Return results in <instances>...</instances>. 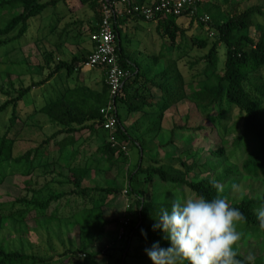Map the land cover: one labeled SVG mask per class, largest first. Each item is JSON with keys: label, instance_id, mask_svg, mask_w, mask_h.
<instances>
[{"label": "trees", "instance_id": "1", "mask_svg": "<svg viewBox=\"0 0 264 264\" xmlns=\"http://www.w3.org/2000/svg\"><path fill=\"white\" fill-rule=\"evenodd\" d=\"M132 1L145 3L146 0ZM208 1L206 9L201 7L193 16L189 12L180 16L162 13L156 20L147 21L131 15L118 18L113 23L119 63L129 72V77L116 96L119 124L114 136L118 144L114 146L108 135L98 152L105 158L104 164L112 163V166L117 164L118 158L127 159L129 142L133 141L140 152L139 162L130 172L126 187L132 208L118 264H127L132 250L136 257L138 251L145 252L155 242H159L162 248L169 247L164 233L160 229L153 230L160 207H170L173 193L183 196L186 189L208 199L215 197L217 192L210 184L213 179L224 186L225 191L221 195L247 218L245 223L238 225V231L242 233L240 258L251 253L255 258L254 264H264V229L260 228L256 215V210L264 207V192L253 187L257 182L264 183V76L261 75L264 70V22L257 21L259 16H264V0L252 6L247 5V0H218L214 4ZM57 3L56 0H1L0 9L10 7L18 11L0 26V47L24 38L34 20L41 19L46 10ZM77 3L78 8L89 6L95 12L98 26L92 29L91 34L98 31L104 14L102 2L77 0ZM232 5L234 8L230 10ZM205 11L215 32L214 41L210 34V37L201 38L197 32L206 25L200 20ZM127 19L153 23L163 40L162 50L158 54L148 52L144 64L134 60L133 48L131 50L124 42L122 25ZM40 25L41 20L36 22V29ZM255 27L257 38L252 32ZM195 29L197 34H193ZM40 41L34 35L21 48ZM221 46L227 49L224 61L219 57ZM196 48L207 52L194 61H185ZM44 54L45 67L50 70L47 77L18 89L10 83V89L4 90L6 100L0 102V186L12 168L11 175L22 173L29 177L41 172L42 176L49 178L58 172V178L50 180L57 184V188L46 196L44 190H50L51 183L37 188L38 181L29 178L25 182V195L15 199L9 208L6 207L8 204L0 205V264H87L89 259L95 263L98 257L107 256L110 251L109 247L97 251L98 239L108 233L110 226L119 222L105 216L104 204L95 203L98 198L111 195L120 198L123 188L99 184L84 186L90 169L88 160L80 164L74 162L66 172L58 171L54 164L60 162L59 157L69 147L72 148L73 159L86 156L84 144L76 145L79 141L76 136L105 131L101 109L108 105L111 92L105 76L101 90L77 83L74 87H63L55 98H44L39 93L40 88L62 71L67 73V77L81 73L88 57L74 56L69 61L57 58L53 51ZM202 62L205 68L200 74L195 66ZM182 63L190 70L189 78L184 75ZM258 73L259 78H253ZM40 98L42 100L38 101ZM182 102L190 104L193 110L212 121V126L207 128L202 121L192 124L188 113L174 121L171 127L164 128L166 113ZM120 105L129 114L141 113L145 120H151V116L156 118L141 135L134 136L122 121ZM235 108L240 112V121L233 126H224L226 114ZM216 109L214 117L212 114ZM239 123L241 134L230 138ZM19 125L23 130L41 129L46 136L36 148L16 155L17 140L10 138V134ZM203 143H208V148L202 147ZM181 148L185 149L182 153L179 152ZM147 153L148 158L145 156ZM239 153L240 162L235 163ZM147 159L150 164L145 165ZM164 160L176 161L179 165L174 166ZM102 161L99 166H103ZM18 165L22 167L18 168ZM157 182L164 187L162 199H158L155 193ZM233 185L237 187L234 189ZM246 187L249 192L244 190ZM74 200L76 203L73 205ZM65 201H68L67 208H81L84 213L83 220L74 223L79 233V243L75 247L63 237L62 225L58 224V231L55 230L56 240L50 234L52 226H55L51 218L63 216L60 211ZM17 205H20L18 209ZM74 214L68 215L73 217ZM32 219L37 224L36 232L44 231L49 238L38 248L23 243L18 247L6 239L14 227L24 229ZM41 219L52 222L41 224ZM256 229L262 232L252 234L251 230ZM141 230L147 234L146 238ZM33 231L27 228L23 233L26 235ZM261 234L263 236H259ZM147 260H150L148 256Z\"/></svg>", "mask_w": 264, "mask_h": 264}, {"label": "rangeland", "instance_id": "2", "mask_svg": "<svg viewBox=\"0 0 264 264\" xmlns=\"http://www.w3.org/2000/svg\"><path fill=\"white\" fill-rule=\"evenodd\" d=\"M1 1V0H0ZM50 1V0H45ZM59 4L56 7H49V9L44 13V16L40 18H37L34 20L32 27L27 33V35L20 39L16 40L14 42L7 43L3 46L0 47V102H3L6 100L7 96L4 94V90L10 89V83H12L16 89L20 88L21 86H29L33 82H39L43 79H45L49 73V69L45 67L47 66V63L44 59V53L45 52H50L53 51L56 55L57 58H62L65 60H71V55L74 54L75 52L77 53L79 48L87 47L89 45L90 39H91V32L90 30H84L83 31V36H80L78 39H71V36H68V40L65 38H61L62 34L60 35V28L59 32L54 33L57 29L58 24L65 26L67 22L70 21L71 15L61 18L63 15L66 13H70V8L69 6H65L62 3V0H58ZM156 1V0H154ZM211 4L216 3L218 0H210ZM238 2L242 0H237ZM263 0H247V5H255L257 3H260ZM209 1L205 0L202 3V8L206 9ZM73 5V4H72ZM236 7V6H235ZM62 11V9H64ZM234 6L232 5L229 9H233ZM17 9L12 10V8L7 7L4 9H0V26L5 24L15 13H17ZM54 12H59L55 14V16L51 17ZM206 14V11H205ZM41 20V25L40 27H37L36 29V22ZM184 20H182L183 22ZM257 21L259 22H264V16H259L257 18ZM150 25H154L153 23H144V26L142 28L148 29ZM61 27V28H62ZM210 26L205 25V27L202 29H198V33L200 34L201 38H207L210 37L208 28ZM214 31V29H212ZM143 32V31H141ZM196 29L194 30L193 34H197ZM253 35L256 36L258 34V30L253 28L252 30ZM38 37L41 39L40 42L30 44L26 46L25 48H21L23 46L24 42L30 39H33V37ZM82 37V39H81ZM90 38V39H88ZM215 35L213 37H210L212 41H214ZM211 41V42H212ZM32 42V41H31ZM61 42V43H60ZM57 43H59L57 45ZM137 45H139V41H135ZM142 43V41H141ZM154 42H152L150 45H153ZM142 45V44H141ZM149 45V46H150ZM155 45V44H154ZM16 50L14 51L13 49ZM142 48V47H141ZM136 49H139L138 46H136ZM167 48H164V50ZM11 50V53L9 52ZM226 47L221 46L219 50V57L222 61L225 60L226 58ZM9 52V53H8ZM207 50L202 51L196 48L193 50L188 57L189 61H194L204 54H206ZM183 68L184 75L186 78H189L190 70H188L186 65L181 64ZM51 66H54V63H52ZM205 65L204 63H200L195 66V70L198 71L201 74V72L204 70ZM87 71V70H86ZM87 74L91 75L95 79L101 81L102 80V74L103 72L98 69L94 68L93 70H88L86 72ZM261 75L264 76V70L261 72ZM260 73L256 74L253 78H259ZM59 80L56 78L54 79V84L56 82H59L58 89L62 86V82L65 83L66 78H67V73L65 71H62L59 74ZM57 89V90H58ZM50 88H49V83L46 84V86L42 87V89H39V93L43 94L44 97L50 98ZM42 98H40L38 101H41ZM124 106L120 105V111L121 114H123L124 111ZM217 109L214 110L213 116L215 117L217 114ZM190 113L191 114V123L195 124L197 122L202 121L203 124L207 127L210 128L212 126V121H210L208 118L203 117L201 113H198L196 110H193V108L190 106V104L186 102L180 103L177 107L170 109L164 118L163 125L165 127H171L174 121H177L180 117L186 116V114ZM211 115V116H212ZM156 116H151V120H154ZM150 120V121H151ZM240 121V112L238 109H232L230 112L226 114V118L223 120L224 126H233L234 124H237ZM22 128V125H19V127L10 134V138L16 139V145H15V154L18 155L24 154L26 151L32 148H36L44 139H45V131H42L41 129H24ZM242 132L241 130V123L238 124L236 131L233 132V136H238ZM91 140L87 138V136L81 140V144H84L83 150L85 151H91L95 147L92 145L94 142H90ZM198 146V145H197ZM202 147L208 148V143H203ZM185 149L181 148L180 153H182ZM72 148L69 147L67 150L64 152L63 156H71ZM138 152V149L136 148L133 151V155H135ZM153 154H155L153 152ZM241 153H239L238 156L234 159V162L237 163L238 161L240 162L241 159ZM52 156V155H51ZM147 158L149 157V154L147 153L145 155ZM154 156V155H153ZM120 161V162H119ZM117 163V165L112 166V163H106L105 172L103 174H100V178H97V176L94 178L92 176H88L87 180L85 181L84 185L92 187L96 183H99L100 185L102 184H107L108 186H114V187H119V188H124V191L126 190L125 185H127L128 177L130 175V172L126 176L125 172V164L126 161L123 159H120ZM65 164H67V161H63ZM166 163H171L174 166H178L179 163L176 161H165ZM150 164V160L147 159L145 161V165ZM241 164V163H238ZM22 167L21 165H18V168ZM10 171H14V169L10 168ZM58 171H62L60 168H58ZM9 171V170H8ZM9 171V176L7 177L6 181L0 186V205H5L8 204L6 207H10L12 203L15 201V199L20 198L21 196L25 195L27 190L25 189V182L29 180V178H33V180H37L36 187L37 188H42L44 187L45 184L49 183L50 180L53 178H58V172L55 174H52L49 178H46L45 176H42L41 172H38L35 174L33 177L25 176L22 173H16L11 175ZM65 172V170H63ZM107 171V172H106ZM91 179V180H90ZM57 180V179H56ZM93 181V182H92ZM50 190H44V195L50 194V192H53L55 188H57V184L50 182ZM242 187V186H241ZM239 188V190L241 189ZM254 188L259 189L261 193L264 192V183L262 182H257L253 186ZM155 193L158 195V199H162L164 197L163 191L164 187H162L159 182L155 183ZM246 192H249L250 189L248 187L244 188ZM123 191V197L126 198V203L120 204L118 201L113 199L115 202L107 206V214L106 216L110 218L111 220L118 219L117 224H113L110 226L108 229V233L101 239H98L95 249L97 251H103L109 247V252L107 253V256H101L98 257L95 263L93 262L94 260L89 259L87 264H118L120 256L122 255L121 248L124 246L123 241L125 240V236L123 235L120 238V232L122 231L121 229V222L125 219L124 214L125 210L127 212L131 211V203L132 201L129 198V203L127 202L128 199V194H125ZM189 190L186 189V193ZM156 195V196H157ZM114 198V197H113ZM109 200V198H108ZM106 200L102 201H97L96 205H100L101 203H104ZM115 204V205H114ZM20 205L16 206V209H18ZM75 212L73 217H69V215L73 212ZM60 213L63 215L61 216L60 219L57 218H51V220L55 223V226H52V233L50 232L51 236L53 239L56 240L57 235L55 234V230L58 231V224L62 225V234L63 237L67 240L66 242L70 246H77L79 243V233L78 229L75 230L74 223L81 222L83 220L84 213L81 208L76 209H71V208H64L63 210L60 211ZM69 214V215H68ZM68 215V216H67ZM131 216L129 215L126 218H130ZM51 220H40L41 224H45L46 222L49 224V222H52ZM71 225H70V224ZM120 223V226H119ZM36 222L34 219L30 220L25 226L24 229H20L19 226H16L12 229V231L6 236V239L8 241H13L15 243L14 245L21 247L22 245L27 246V244L34 246L38 248L39 244H43V241H47L48 235L44 231H39L36 232ZM45 226V225H43ZM27 228L30 230H35L29 234L24 235V231L27 230ZM24 230V231H23ZM262 232V230L256 229L255 231L251 230L252 234H258ZM263 236V234L259 235ZM124 238V239H123ZM22 241V242H21ZM59 241V240H57ZM66 243V245H67ZM61 244V242H60ZM135 244V243H134ZM137 245V244H136ZM57 246V245H56ZM62 248V247H61ZM117 251V252H116ZM134 252L130 253L128 259H127V264H153L151 259L148 261L147 260V254L146 252L143 251H138L136 253V257H134ZM146 257V258H145ZM82 260V258H80ZM117 261V262H116Z\"/></svg>", "mask_w": 264, "mask_h": 264}, {"label": "clouds", "instance_id": "3", "mask_svg": "<svg viewBox=\"0 0 264 264\" xmlns=\"http://www.w3.org/2000/svg\"><path fill=\"white\" fill-rule=\"evenodd\" d=\"M210 184L217 192L211 199L189 190L183 196L173 193L170 207H160L153 230L160 229L170 246L162 248L155 242L145 249L153 264H254L251 253L243 258L239 253L242 233L238 225L247 218L221 195L225 191L222 184L215 179ZM256 215L264 229V207Z\"/></svg>", "mask_w": 264, "mask_h": 264}, {"label": "crops", "instance_id": "4", "mask_svg": "<svg viewBox=\"0 0 264 264\" xmlns=\"http://www.w3.org/2000/svg\"><path fill=\"white\" fill-rule=\"evenodd\" d=\"M50 1H53V0H50ZM56 1H58V0H56ZM145 2L151 3V2H154V0H146ZM62 3L65 6L66 5L69 6L70 13H66L61 18H65V17L71 15L70 21L67 22L66 25L63 27H62V25L58 24L57 29L55 32H53V34L57 33V31L59 32V28H60L59 33H60V35L62 34L61 38H64V36H66L65 38L68 40L69 39L68 36H71L72 37L71 39H78V38H80V36H83L84 30H90V32H91L92 29H94L96 26H98V20H97L96 14L89 6H84V7L78 8L77 0H62ZM58 4H59V1L56 5H51V6L56 7ZM64 10H65V8L62 9V11H64ZM57 13H59V12H54L51 17L55 16V14H57ZM75 25H76V27H75ZM142 26H144V23L138 22L134 19H127L125 21V23H123V25H122V30L124 33V42H126V46L128 48L131 47L130 48L131 50L133 48L132 52L134 54V60L144 64L145 59L149 56L148 52L150 54H155V53L158 54L162 50L163 40L159 37V35L155 31V27H156L155 25H150V27L148 29H144V28H142ZM141 31H143V32H141ZM78 34H80V36H78ZM83 38H84V36H83ZM81 39H82V37H81ZM88 39H90V38H88ZM136 40L139 41V45H137L135 43ZM141 41H142V43H141ZM152 42H154L153 45H150ZM58 44L59 43H57V45ZM136 46H138L139 49H136ZM93 48H94V43L90 39L89 45L86 48L85 47L79 48L80 51L72 54L71 59L74 56L87 57L89 54H91ZM140 51H142V52H140ZM93 69L94 68L83 67L81 70V73L75 74L73 77H67L65 83L64 82L60 83V84H62V86L59 89H58L59 82H56L54 84L55 81L52 78L49 81V88L51 91L50 92V98H55L56 96L60 95L63 87H68V86L74 87L77 83L88 84L93 89L101 90L102 85H103L102 82L104 81L105 75H106L105 70L100 69L103 72V74H102V80L99 81V80L95 79L94 77H92L91 75L86 73L88 70H93ZM58 76H59V74H57L54 78L59 80ZM123 108H124V111H123V114H121V116H122V121H123L124 125L128 129H130L129 131L131 132L132 135H134V136L135 135H141L142 132L149 127L151 121L148 119L145 120V117H143L141 113L129 114L127 112L126 108L125 107H123ZM119 111H120V108H119ZM120 113H121V111H120ZM163 127L167 128L164 125H163ZM139 130H141V131H139ZM86 136H87V138H89L91 140L90 142H94L92 144L95 147L94 149H92L91 151L84 152V155H86V156H79L77 158V160L73 159L71 156H68V157L60 156L59 157L60 162H56L54 164V166H56L57 169L60 168L62 171L65 170V172H66V171H68V167L70 165H72L74 162L76 164H80V163L84 162L85 160H88L87 161L88 164L90 163V166H89L90 169H89L88 176H92V174H94L93 175L94 178L96 176H97V178H100V176H101L100 174H103L105 172L104 167L106 165L104 164L105 158L102 156V154H100L98 152V149L104 145L106 138L108 137V134H107V132H105L103 130H99V132H97V133L86 132L85 134H79L76 136V137H78V140H79L76 143V145L79 146L81 144L80 143L81 140L84 139ZM134 144L135 143L133 141L129 142V145H128L129 153H128L127 159L122 157V158H118V160L116 161V163H118V161L120 159H123L126 161V164H125L126 176L128 175L129 172L134 171L136 169L137 163L139 162V159H140L139 149ZM136 148L138 149V152L135 155H133V151ZM64 160L67 161V164H65L63 162ZM100 161L103 162V166L98 165V164H100ZM95 162H97V163H95ZM127 183H128V181H127ZM97 184H99V183H96L95 185H97ZM95 185H93L92 187H94ZM103 185L105 186L107 184H103ZM84 186H87V185H84ZM125 187H127V185H125ZM123 191H124V188H123ZM123 196H121L120 198H117V197L113 198V196L111 195V196H108L107 198H104V199L98 198L97 201L106 200L104 203H101V204H104L106 206V207H104L106 209V211H104L105 216H106L107 210H108L107 206L112 205L115 202L114 201L115 199L120 204L126 203V198H124ZM108 198H109V200H108ZM130 200H131V198H130ZM130 200H129V196H128L127 202L129 203ZM97 201H96V203H97ZM75 203H76V201L74 200L73 205ZM67 204H68V201H65L64 204L62 205V208L64 209L65 207H67ZM129 215H130L129 212H127L125 210L124 217H128ZM108 219L111 220L110 218H108ZM119 226H120V223H119Z\"/></svg>", "mask_w": 264, "mask_h": 264}, {"label": "built area", "instance_id": "5", "mask_svg": "<svg viewBox=\"0 0 264 264\" xmlns=\"http://www.w3.org/2000/svg\"><path fill=\"white\" fill-rule=\"evenodd\" d=\"M100 1L103 4V20L98 31L91 34V41L94 43V48L91 54L88 55L83 66L105 70L106 82L110 88L111 98L108 105L101 109V113L104 116V130L109 135V141L115 146L118 144V141L114 133L119 124L116 96L129 77V72L122 68L119 63L116 33L113 23L118 18L131 15H138L147 21L156 20L162 13L180 16L183 12H189L193 16L199 13L202 0H156L151 3H137L132 0ZM200 20L207 26H210L209 15L204 14L200 16ZM208 31L211 37L215 35L211 27L208 28ZM122 149L123 151H127L126 147H122ZM124 193H128L127 188ZM129 223L130 219L126 217L121 222L122 231L120 232V238L125 235L126 226Z\"/></svg>", "mask_w": 264, "mask_h": 264}]
</instances>
